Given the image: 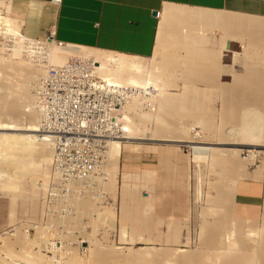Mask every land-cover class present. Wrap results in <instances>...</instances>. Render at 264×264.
Returning <instances> with one entry per match:
<instances>
[{
	"label": "rangeland",
	"instance_id": "obj_1",
	"mask_svg": "<svg viewBox=\"0 0 264 264\" xmlns=\"http://www.w3.org/2000/svg\"><path fill=\"white\" fill-rule=\"evenodd\" d=\"M12 24L19 23L14 18L6 15L2 16L0 21L1 28L6 29L7 26ZM159 34L160 25L158 35ZM2 42L3 41L0 40V46ZM38 42L44 44L45 46L47 45L49 48L56 51H62L63 49H74L77 51V49L71 46L59 47L50 40L46 39H42ZM156 48L157 52H155L154 57L149 60L114 55L86 48L81 50L82 53L79 58L91 62L96 71L99 72L100 78L103 80L105 78H113L103 77V73H106V71H110L111 69H116L120 71L119 77L122 78L121 81L123 83L135 80L140 83L147 82L148 84H152V82H154L153 65H159V63L160 66L166 65L163 59L160 62L157 60V53L159 51L158 41H156ZM6 53L7 52L0 51V56L5 58L7 57ZM70 58L76 57H69L68 59ZM31 60L34 61L35 58H32ZM29 64L31 66L33 64V66L36 67L34 62H30ZM171 66L173 65L169 64L166 67L172 68ZM2 73L3 74L0 75V86L3 89H0V92H3L4 89L7 88L8 90L6 89L5 91H11L9 94L12 99L9 102V104H11V106H9L10 110H8V106L6 105L8 111L5 110V114H13L18 117L19 114L17 112H19L21 117L23 116L24 118L19 117L20 119L18 118L17 121L23 124L25 116L28 113L33 114V112L28 109L31 101L24 98L28 92L27 86L23 87V82L21 83V81H24V78L26 79L27 76L28 79L31 78L30 70H26V72H24L25 76L24 78H21L22 80L20 82V77H17V73H14L11 69L9 70L8 68L7 70L5 68ZM169 73L173 74L174 72L173 70H170ZM176 74L177 73L172 76L173 78H170L169 82L173 83H171L165 91H163L160 87H157L156 89L152 85L147 86L150 87V90L147 92L151 95L147 97V100L142 98V102L144 104L149 103L150 107L148 110H146V108H140V98H135L127 104L125 107L126 118L123 127L128 124L134 130L139 129L141 131L140 134H143V136L142 134L138 135L141 139H145L148 135H155L159 132L158 134L163 133L165 135L173 133V135L179 137L178 139L183 141L176 144L183 148L188 155L187 217L181 221H148L147 223L149 225L155 227L154 231L159 232L161 236L162 233L164 234V238L163 240L154 239L150 241L149 245L139 244L140 241L137 240V234L139 232L140 223L131 222L130 216L129 222H126L125 216V209L128 205L130 206L132 204L133 196L130 193L125 197L121 195L120 188L122 187V184L117 180V173L114 172V169L113 172L111 171L109 180L114 179L111 178L113 177L111 175L115 173L114 177L117 181L116 186H113L107 181V188L109 185H112L111 187H113V190H111V187V189H107L106 185H103L102 190L104 192H102L104 194V198H97L94 200L83 199V201L80 200V197L75 199L72 204L73 214L71 218L66 220V224L70 227V229L66 231L70 234L66 237V242L70 244V246L65 248L62 246L61 248L56 247V249L59 250L58 252L54 251L52 246L50 247V243H48L53 234H51L49 230H44L43 228L47 221L45 220L42 208V196L44 193L43 185L46 182L47 174L49 172L51 149L47 147L49 150L45 149V152L43 151L44 149H41L44 153H39L38 151H36V153H31L25 149H20V147L15 144L14 145L16 147L8 144L10 139H5L7 144L0 148V167L3 166L6 171H10V174L12 172L11 175L13 176L15 174L14 179L19 180L15 183L18 185H14L16 188H12V190L6 189L7 191L2 189V191L0 190V237L7 233L11 234V236H6L7 242L5 244L8 247L3 244L0 238V264H58L60 262V264H69L67 258H73L76 260V257H78V262L81 263V259H87L89 257V250L96 247V245L100 248L114 249V251L119 255L143 251L147 253V255L149 254L148 257L151 256V258L158 259V262L161 264H264V252L260 251L261 249L257 246V241H253V239L248 237L249 228L256 227L257 229L262 230L260 228V209L262 207V203H264V193L262 192V197L260 199L259 187L263 185L262 182H264V148H257L255 159L252 163H247L242 160V158L246 157L247 154H238L235 156L238 161V165L236 166L237 168L235 169V181L234 183L232 182V185L231 182H229L228 187V191L231 189L230 193L232 195V200L231 202H226L223 205H217L215 202H217L219 198L218 188L220 186H224L227 192L228 181L223 180L220 168L214 166L210 161L205 160L210 157V155L212 156V153L217 155L219 153L225 158L231 155L229 152H232L233 149L238 148L248 150L252 148L222 144L223 142H232L230 140V136L225 134V132L230 129L228 126V122H230V120L227 121V119H225V115L228 113L233 114L234 112L231 106V104H234V101H231L232 98H230L231 93H227L226 91L224 92L223 90V95H220L219 87L196 86L194 83L200 82V80L195 78V73L194 79H192L193 83H191V79H185ZM15 80L17 83H15ZM26 81H24V86ZM19 83L22 86L19 85ZM122 87L139 89L131 86L130 84H123ZM164 94L174 97L170 99L175 101L176 108L173 107L170 113L167 112L166 106H163L165 105V98H163ZM25 99L28 102L25 101ZM187 101H192V103ZM12 105L16 106L12 107ZM196 105L198 107H196ZM191 108H197L196 112L195 110L192 112ZM250 113L252 114V112ZM0 121H4L3 118H0ZM256 129L262 130L263 133H261V137L264 139V119L262 120L261 125H256ZM0 134H2V132H0ZM232 138H234L235 143H237L239 133L233 135ZM190 141L196 143H207L197 144V146L200 147L199 150H204L203 154L198 155V160L193 159V154L191 153V149L189 147L192 145L189 143ZM131 142L135 145L134 147H131L135 148V151L131 150V152H135V154H137L142 146L162 143L145 140ZM44 147L45 146H43V148ZM107 157L109 165L111 161L109 159V155ZM0 178V183L6 181V178ZM240 182L245 185L246 189L250 190L249 195L244 196L246 201L248 197L250 199L255 197L254 199L256 205L255 208L252 209L253 212L251 215H249L250 211H238L237 209L238 202L234 198V191L237 184ZM253 188L254 196H252ZM9 190L11 192L13 191L14 194ZM78 201L82 205L79 204ZM90 204L92 205V209ZM88 206L90 208H88ZM82 207L84 210L80 209ZM85 209H87V212ZM96 215H99L100 218L96 217ZM49 224L57 226L60 225V221L57 219H49L48 225ZM49 228L50 226L45 227V229ZM212 228H218V231H216L215 234H212ZM261 234L264 236L263 231H261ZM209 236L211 237L209 238ZM232 236L239 240V243H242L245 248L243 246L240 248L237 247V251L236 247H231V244L233 245V243L237 241ZM230 237H232L235 241L231 240ZM20 238L21 240L19 241ZM80 239L87 243V245H81V247L86 249L82 255H80L81 252L79 253L74 245L75 242H78ZM215 239L219 241L221 239V242H224L225 249L218 247L215 244ZM226 239H230L231 243H229ZM56 252L58 254H56ZM153 255H157L159 258L156 256L154 257ZM246 255L248 258L244 257ZM239 257L246 258V260L238 262L237 259H239Z\"/></svg>",
	"mask_w": 264,
	"mask_h": 264
},
{
	"label": "crops",
	"instance_id": "obj_2",
	"mask_svg": "<svg viewBox=\"0 0 264 264\" xmlns=\"http://www.w3.org/2000/svg\"><path fill=\"white\" fill-rule=\"evenodd\" d=\"M0 11L18 21L20 34L28 40L40 41L49 33L61 45L142 60L154 57L159 25L163 21L166 32L162 33L157 60L178 58L181 52L174 51L173 41L188 35L192 48L191 83L195 73V78L200 80L194 83L196 86L219 87L220 95L223 90L231 93L234 112L225 115L230 120V129L225 134L232 142L223 145L239 146L244 126L248 124L252 130L256 129L264 119V0H60L55 5L49 0H0ZM255 131L262 133L259 129ZM236 133L240 134L238 145L232 138ZM144 140L162 143L142 146L137 154L131 152L135 151L131 141ZM176 143L158 138L120 144L116 177L122 184L121 195L133 196L125 216L126 222L130 216L131 222L140 223L137 240L141 245L164 238L148 221H181L188 215V155ZM189 147L193 159L198 160L204 150H199L197 144ZM235 150L239 149H233L228 157L212 153L205 160L221 169L223 180L228 181L227 188L229 182L232 185L235 181L238 165L235 156L240 154L234 153ZM263 185L259 187L260 199ZM218 189L215 203L231 202V189L227 192L224 186ZM249 193L240 182L234 198L238 211H250L251 215L256 204L255 197H248L247 201L244 198ZM248 237L257 240V246L264 252V236L259 229L249 228ZM240 258L238 262L246 260Z\"/></svg>",
	"mask_w": 264,
	"mask_h": 264
},
{
	"label": "built area",
	"instance_id": "obj_3",
	"mask_svg": "<svg viewBox=\"0 0 264 264\" xmlns=\"http://www.w3.org/2000/svg\"><path fill=\"white\" fill-rule=\"evenodd\" d=\"M49 2L55 5L60 0ZM45 39L61 45L49 33ZM5 45L8 50L10 44ZM40 64L36 62L35 66ZM30 93L36 140L51 147L49 172L43 185L42 208L47 221L43 228L53 234L48 243L58 252L56 247L70 246L66 242L70 235L66 220L73 214L75 199L104 198L98 181L106 161V144L122 133L124 107L140 98V108L144 109L142 98L148 94L108 83L92 65L71 58L58 67H44ZM260 210V222L262 218L264 224V203ZM49 219L59 220L60 225H48ZM83 244L87 245L82 239L74 244L80 255L86 250Z\"/></svg>",
	"mask_w": 264,
	"mask_h": 264
},
{
	"label": "bare ground",
	"instance_id": "obj_4",
	"mask_svg": "<svg viewBox=\"0 0 264 264\" xmlns=\"http://www.w3.org/2000/svg\"><path fill=\"white\" fill-rule=\"evenodd\" d=\"M172 9V8H171ZM170 9V10H171ZM168 10V9H167ZM178 10V9H177ZM173 11V9H172ZM2 13V11H0ZM174 12V11H173ZM1 13H0V21L2 19V16H1ZM163 13V12H162ZM166 13V12H165ZM181 14V13H180ZM183 14V13H182ZM172 15V14H171ZM184 15V14H183ZM182 15V16H183ZM166 21V19H164ZM171 21V20H170ZM188 21V20H187ZM173 22V21H172ZM177 22V21H176ZM16 23V22H15ZM188 23V22H187ZM186 23V24H187ZM164 22L162 21L160 23V34L158 35V45H159V48H160V45H161V42H162V33L164 32L163 31V28H166L164 27ZM175 24V23H174ZM172 24V25H174ZM185 24V23H184ZM183 24V25H184ZM171 25V26H172ZM180 26V25H178ZM182 26V25H181ZM169 28V27H168ZM171 28V27H170ZM183 28V27H182ZM165 30V29H164ZM178 30V29H177ZM188 30V29H187ZM174 31V34L176 33L175 30ZM172 31V32H173ZM189 31V30H188ZM166 32V30H165ZM164 32V33H165ZM163 33V34H164ZM170 33V32H169ZM168 33V34H169ZM173 35V34H171ZM179 35V34H178ZM164 36V35H163ZM0 38L3 40V42L1 43V50H3L4 52H8V54L6 53V56L7 57H1L0 56V75H2L3 73V69H7L9 68V70H13L14 73H17L16 75H18L17 77H20L19 79V82L22 80L21 78H24L25 74L24 72H26V70H30V73H31V78L28 79V76L27 78L25 79L24 78V81H26V84L24 86V81H21L23 87H26L27 86V89H28V92H27V95L26 98L28 101H31V90L32 88L34 87L36 81L38 80L41 72H42V69L44 67H47V66H50V67H58L62 64H64L66 62V60L69 58V57H76V58H71V59H75V60H82L83 62H86L88 63L89 65H92L93 64L87 60H83V59H80L79 57H81V50L83 48H79V47H74L75 49H77V51H75L74 49L72 50H68V49H63L62 51H56L54 49H51L49 48L47 45L45 46L44 44L38 42V41H34V40H28L26 38H24L21 34H20V24H12L10 26H7L6 29L5 28H1L0 27ZM171 38V37H170ZM165 40V39H164ZM166 41V40H165ZM195 41V40H194ZM9 43L10 45H8V50L6 49V45L5 43ZM168 42V41H167ZM170 43V42H169ZM172 44V43H170ZM57 45V44H56ZM173 47H174V51L176 50L177 51V54L179 53V51L182 53H179V57L178 58H167V60H165L166 62V65H163V66H160V63L159 65H153L154 66V82H152V84H148L147 82L146 83H140V82H137L135 80H131V82H125L123 83L121 81L122 78L119 77V72L118 70H113L111 69L110 71H106V73H103V77H113V78H108V79H104L105 81H107L108 83H112L114 85H117V86H121L124 84V85H128L130 84L131 86H134V87H137L139 88L141 91H144V93H147L148 96L151 95L149 94L147 91L150 90V87H147V86H150L152 85L153 87H155L157 89V87H160L163 91H165V89L168 88L169 85H171V83L173 82H169L170 78H173L172 76L177 73L178 75H180L182 78H185V79H191V70H190V59H191V45H190V38L189 36L187 35L186 37L185 36H181V38H176L174 41H173ZM58 46V45H57ZM59 47H66L65 45H60ZM170 48V47H169ZM168 49V48H167ZM171 51V50H170ZM157 52V48H156V51ZM163 52V51H161ZM173 53V52H172ZM171 52L169 54H172ZM176 53V52H175ZM158 54V53H157ZM163 54V53H162ZM165 54V53H164ZM176 54V55H177ZM199 55V54H198ZM121 56V55H120ZM173 56V55H171ZM117 57V56H116ZM177 57V56H176ZM207 57V56H206ZM32 58H35L34 61H32L31 59ZM37 58V59H36ZM161 59V58H160ZM166 59V58H165ZM120 61V60H119ZM134 61V60H133ZM162 61V60H161ZM164 61V60H163ZM33 63V62H39L41 63L39 66H36L34 67L33 64L32 66L29 64V63ZM34 63V65H35ZM158 63V62H157ZM156 63V64H157ZM127 64V63H126ZM173 65L171 66L172 68H167L166 66L167 65ZM128 66V65H127ZM216 66V65H215ZM126 68V67H125ZM219 68V67H218ZM121 70V69H120ZM153 70V69H152ZM170 70H173V74L169 73ZM6 71V70H5ZM4 71V72H5ZM127 71V70H126ZM151 71V69H150ZM29 72V71H27ZM148 72V71H147ZM130 73V72H129ZM193 73V72H192ZM36 74H37V77H36ZM176 74V75H177ZM28 75V74H27ZM121 75V74H120ZM128 75V73H127ZM4 76V75H3ZM9 76V75H8ZM15 76V75H14ZM30 76V75H29ZM132 76V74H131ZM5 77V76H4ZM136 78V77H135ZM206 78V77H205ZM2 79V78H1ZM9 79V78H8ZM5 80V79H3ZM7 80V78H6ZM148 80V79H147ZM10 82V81H9ZM15 83L16 80H15ZM14 83V84H15ZM11 84V83H10ZM19 85H21L19 83ZM21 85V86H22ZM1 87V86H0ZM19 88V87H17ZM126 88V87H125ZM1 90L3 89L2 87L0 88ZM7 89V88H6ZM4 89V91L0 92V118H3L4 121H0V132H2V134H0V148L3 147V145H6L7 144V141H5V139H10V143L8 142V144L10 145H13V146H19L20 149H25L31 153H36V151H38L39 153L40 152H45V149H47V147H49L51 149V147L47 144V143H44L42 141H39V140H36V135H35V132H36V117H35V114L33 113H28L26 116H25V120L23 121L24 123L21 124L19 123L18 118L21 117L20 113L17 112L19 115L18 117L16 115H9V114H5V110H7V106H8V110L9 109V106H11V104H9L10 100L11 99V96H10V92H6ZM26 89V90H27ZM136 89V88H135ZM8 90V89H7ZM24 90V88H23ZM18 91V90H17ZM161 91V90H160ZM25 92V91H23ZM22 92V93H23ZM196 93V92H195ZM194 93V94H195ZM12 94V93H11ZM185 94V93H184ZM191 96V94H190ZM22 98V97H21ZM152 98V97H151ZM164 101H165V105L163 106H166V110L167 112H171V109L173 107L176 108L175 106V101H173L172 99L170 98H174L168 94H164ZM184 98V97H183ZM188 98H191V97H188ZM15 99V98H14ZM19 99V98H18ZM25 99V101H27ZM147 100V98H144ZM16 100V99H15ZM162 100V99H161ZM185 100V99H183ZM18 101V100H17ZM27 101V102H28ZM186 101V100H185ZM16 102V101H15ZM184 102V101H183ZM189 102V101H187ZM14 103V102H13ZM17 103V102H16ZM14 103V104H16ZM191 103V102H189ZM236 103V102H235ZM5 105V106H4ZM7 105V106H6ZM17 105V104H16ZM14 105V106H16ZM183 105V104H182ZM12 105V107H14ZM18 106V105H17ZM145 108L146 110L149 109V103L145 104ZM181 106V105H180ZM190 106V105H189ZM188 106V108H189ZM20 107V106H19ZM126 107V106H125ZM125 107H124V111H125ZM133 107V106H132ZM191 107V106H190ZM198 107V106H196ZM187 108V106H186ZM29 111L31 110L30 109V103H29ZM135 109V107H134ZM7 110V111H8ZM18 110V109H17ZM190 110V109H189ZM16 111V110H15ZM179 111V110H178ZM189 113V112H187ZM15 114V113H14ZM125 114H126V111H125ZM249 114V113H248ZM174 115V114H173ZM23 117V116H22ZM21 117V118H22ZM24 118V117H23ZM125 118H126V115L123 117L124 119V123H125ZM20 119V118H19ZM249 118H247L248 120ZM261 119V118H260ZM246 120V121H247ZM18 122V123H17ZM128 123V122H127ZM248 123V122H247ZM245 124H243L244 126ZM245 128H243L242 130V135H241V139H240V142L239 143V146H242L243 148L244 147H250L252 149H239V150H235L234 153H240V154H247V156L245 157V162H253L254 161V157H255V153L257 152V148H264V139L261 137V131L259 132H256L255 130L256 129H251V127H249L248 124H246L244 126ZM256 128V127H255ZM4 132V133H3ZM140 130L137 129V130H134L132 127H130V125H125L124 127L122 126V133L118 136L117 139L115 140H110L107 142L106 144V151H105V155H106V161H105V164L101 170V174H102V178H101V181H98L99 185L103 188V185H106V188H107V184L108 182L110 184H112L113 186H116V178L114 177L115 173H117V161H118V155H119V149H120V144L124 141V140H136V139H139L140 136H138L140 134ZM183 132V131H182ZM159 133V132H158ZM156 133L155 135H152L149 136L145 139H149V140H157V138H160V139H165V140H170V141H177V142H183L181 141L180 139H178L179 137H176L175 135H173V133H170V134H163V133H160L158 134ZM263 133V132H262ZM142 134V133H141ZM140 134V135H141ZM244 134V135H243ZM240 135V134H239ZM143 136V134H142ZM181 136V135H180ZM196 136V135H195ZM182 137V136H181ZM141 140V138H140ZM13 142V143H12ZM235 142V141H234ZM190 144L192 145H195V144H199L198 142H192L190 141L189 142ZM203 143V142H202ZM237 143V145H238ZM15 144V145H14ZM15 146V147H16ZM43 146H45L43 148ZM49 148L47 150H49ZM41 149L43 151H41ZM51 151V150H50ZM43 152V153H44ZM108 152V153H107ZM48 153V151H47ZM109 155V159H110V163L108 165V155ZM39 155V154H37ZM47 155V154H46ZM46 155H44L45 157H47ZM243 159V158H242ZM114 164V166H113ZM113 166V167H112ZM6 167V166H5ZM107 167V168H106ZM115 167V168H114ZM10 169V168H8ZM115 169V173L111 176V178H114L113 180H109V176L111 174V171L113 172V170ZM25 172V171H24ZM12 174V172H11ZM10 174V171H6L5 168L2 166L0 167V177H2L3 179L6 178V181L4 182H1L0 183V190H6V189H11L12 188H16L14 187V185H18V184H15L16 181H18L17 179H14L15 177V174L14 176ZM117 175V174H116ZM35 178V177H34ZM98 179V175L96 177V180ZM0 181H1V178H0ZM108 181V182H107ZM107 182V183H105ZM112 182V183H111ZM112 185H109V187L107 189H109ZM105 187V186H104ZM105 188V189H106ZM112 188V189H111ZM110 189L113 190V187H111ZM116 189V188H115ZM1 190V191H2ZM7 191V190H6ZM10 191V190H9ZM110 191V190H109ZM11 192V191H10ZM104 192V191H103ZM13 193V191L11 192ZM14 194V193H13ZM112 195V194H111ZM83 201V200H82ZM79 202V201H78ZM77 202V203H78ZM76 203V204H77ZM89 203V202H88ZM79 204H81L79 202ZM82 205V204H81ZM91 205V204H90ZM84 207V206H83ZM82 207V208H83ZM77 208V207H76ZM80 208L81 210H84V208L82 209ZM88 208H90L88 206ZM91 209H92V205H91ZM90 210V209H89ZM85 211L87 212V209H85ZM96 211V210H95ZM89 212V211H88ZM97 213V212H95ZM105 213V212H104ZM91 214V213H89ZM95 215V214H94ZM101 216V215H100ZM103 216V215H102ZM96 217L100 218L99 215H96ZM80 218V217H79ZM219 228V227H218ZM217 228V229H218ZM260 228L262 230H260V233L261 231L264 232V224H263V220L261 218V226ZM216 228H212V234H215L216 231H218ZM228 233V232H227ZM15 234V233H14ZM7 235H10V233H7L5 235H3L1 238L3 244H5L7 241H6V236ZM210 235V234H209ZM262 235V234H261ZM217 236V235H216ZM231 236V235H230ZM9 237V236H8ZM211 236H209L210 238ZM228 237V236H227ZM233 237V236H232ZM232 237L231 240H234ZM135 238V237H134ZM213 238V237H212ZM222 238V237H221ZM21 240V238L19 239V241ZM213 240V239H212ZM227 240V239H226ZM237 240V239H235ZM234 240V241H235ZM259 240V239H258ZM90 241V240H89ZM219 240H216L215 239V244L218 246V247H221V248H224V242H221V239L220 241L218 242ZM230 242V239L227 240ZM238 241V242H237ZM236 242H232L233 245L231 244V247H236L237 251H238V248L237 247H242L243 245H241L242 243H239L240 241L237 240ZM257 241V240H256ZM15 242L17 244V241L15 239ZM22 242V241H21ZM93 243V242H92ZM261 243V242H260ZM2 244V245H3ZM91 244V242H90ZM126 244V243H125ZM213 244V242H212ZM248 244V243H247ZM21 245V244H20ZM6 247H8L6 244H5ZM11 247V246H10ZM22 247V246H21ZM230 247V246H229ZM264 247V246H263ZM45 249V248H44ZM225 249V248H224ZM244 249V248H243ZM264 250V249H263ZM30 251V250H29ZM69 252V251H68ZM260 252V251H259ZM27 253V251H26ZM55 253V252H54ZM78 253V252H77ZM120 253V252H119ZM31 254V253H29ZM56 254H58L56 252ZM55 254V256H56ZM157 254V253H156ZM238 254V253H237ZM10 255V254H9ZM18 255V254H16ZM28 255V254H27ZM35 255V254H34ZM68 255V254H67ZM66 255V257H67ZM70 255V254H69ZM149 255V254H148ZM147 253L145 252H141V251H137V253H129V254H124V255H119L117 252L114 251V249H110V248H100L98 245H96V247H93V249H90L89 250V257L87 259H81V263L78 262L79 260H77L78 257H76V260L73 259V258H67V261L69 264H161L158 262V259L156 258H151L148 257ZM33 256V255H32ZM39 256V255H38ZM54 256V257H55ZM154 257L157 255H153ZM152 256V257H153ZM247 256V255H246ZM25 257V256H24ZM53 257V258H54ZM71 257V256H70ZM74 257V256H73ZM52 258V259H53ZM75 258V257H74ZM159 258V256L157 257ZM242 258V257H241ZM240 258V259H241ZM45 259V258H44ZM252 259V258H251ZM3 260V259H2ZM33 260V259H32ZM39 260V259H38ZM242 260V259H241ZM245 260V259H244ZM55 261V259H54ZM40 262V261H39ZM65 262V261H64ZM176 262V261H175ZM11 263V262H10ZM53 263V262H52ZM61 263V262H60ZM58 263V264H60ZM187 263V262H186ZM3 264V263H2ZM5 264V263H4ZM31 264V263H30ZM44 264V263H43ZM57 264V263H56ZM163 264V263H162ZM241 264V263H240Z\"/></svg>",
	"mask_w": 264,
	"mask_h": 264
}]
</instances>
